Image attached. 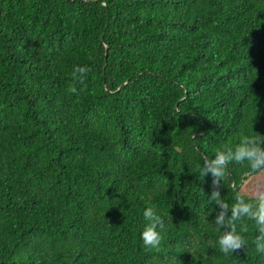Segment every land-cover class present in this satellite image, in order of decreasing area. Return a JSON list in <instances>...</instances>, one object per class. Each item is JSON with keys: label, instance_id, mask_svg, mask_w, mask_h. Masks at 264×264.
Instances as JSON below:
<instances>
[{"label": "trees", "instance_id": "1", "mask_svg": "<svg viewBox=\"0 0 264 264\" xmlns=\"http://www.w3.org/2000/svg\"><path fill=\"white\" fill-rule=\"evenodd\" d=\"M241 132L264 136V0H0V264H264L247 217L221 253L200 171ZM263 170L227 165L229 211Z\"/></svg>", "mask_w": 264, "mask_h": 264}, {"label": "clouds", "instance_id": "2", "mask_svg": "<svg viewBox=\"0 0 264 264\" xmlns=\"http://www.w3.org/2000/svg\"><path fill=\"white\" fill-rule=\"evenodd\" d=\"M90 71L86 66L74 67L71 77L73 81L83 84L85 76ZM70 93H77L74 84L67 89ZM264 136L259 134L250 136L240 133L238 144L232 147H225L223 150H217L213 158H203L200 171L203 175L208 173L212 176V191L208 196L207 203L214 204L219 211L214 218V225L220 235L216 243L222 254L228 255L244 249L246 240L237 232L238 223L245 217L252 220L255 224L258 234L252 243L255 245L257 253H264V193L256 196V203L246 202L245 196L237 193L235 203L229 207L222 199L219 191L221 179L227 174V165L235 161L238 164L247 162L249 168L253 171L264 169ZM143 219L146 222L141 233L140 239L146 249L159 250L162 236L159 230L165 227L164 220L157 214L154 207H146L143 211ZM244 232H247V226L241 224Z\"/></svg>", "mask_w": 264, "mask_h": 264}, {"label": "rangeland", "instance_id": "3", "mask_svg": "<svg viewBox=\"0 0 264 264\" xmlns=\"http://www.w3.org/2000/svg\"><path fill=\"white\" fill-rule=\"evenodd\" d=\"M241 193L256 197L259 193H264V170L249 177L241 186Z\"/></svg>", "mask_w": 264, "mask_h": 264}]
</instances>
